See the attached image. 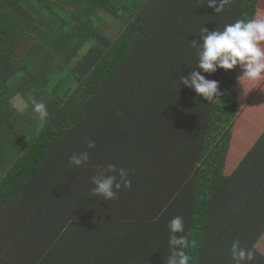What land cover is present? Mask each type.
Segmentation results:
<instances>
[{
    "label": "trees",
    "instance_id": "obj_1",
    "mask_svg": "<svg viewBox=\"0 0 264 264\" xmlns=\"http://www.w3.org/2000/svg\"><path fill=\"white\" fill-rule=\"evenodd\" d=\"M262 16L264 0H232L222 13L207 0H0V239L11 223L0 264H166L175 216L185 225L176 235L198 241L191 264L224 253L218 241L239 223L259 241L264 132L226 173L248 102L237 91L243 69L204 73L191 42ZM193 71L218 82L219 101L180 82ZM83 151L89 163L71 167ZM107 164L132 182L112 201L91 193Z\"/></svg>",
    "mask_w": 264,
    "mask_h": 264
},
{
    "label": "clouds",
    "instance_id": "obj_2",
    "mask_svg": "<svg viewBox=\"0 0 264 264\" xmlns=\"http://www.w3.org/2000/svg\"><path fill=\"white\" fill-rule=\"evenodd\" d=\"M232 0H207L208 7L215 13H222L225 5ZM202 43L192 41L191 46L197 49V67L204 73H215L217 68L230 71L237 65L243 69V75L239 78L245 81H259L264 79V18L238 19L234 23L226 24L222 30L209 31L203 28L200 32ZM180 82L202 96L205 100L216 103L220 100L218 82L208 80L198 71H193L190 77H180ZM216 97L214 100L213 98ZM33 111L41 120L48 117L47 106L35 100ZM88 149H94V140L87 141ZM90 155L88 151L73 153L69 157V165L79 168L88 164ZM92 196L101 197L105 201L118 198L122 189H130L132 182L129 179V170L118 167L116 164H107L98 167L91 177ZM169 235V247L172 252L166 264H191V257L187 250L196 248L198 241L189 239L188 235L177 236V233L185 232L183 217H173L167 225ZM231 259L233 264H253L256 252L253 249H245L240 246V241L234 240L231 245Z\"/></svg>",
    "mask_w": 264,
    "mask_h": 264
},
{
    "label": "crops",
    "instance_id": "obj_3",
    "mask_svg": "<svg viewBox=\"0 0 264 264\" xmlns=\"http://www.w3.org/2000/svg\"><path fill=\"white\" fill-rule=\"evenodd\" d=\"M260 81V80H259ZM258 81V83H259ZM250 83H254V81H250ZM257 87V86H256ZM239 88V87H238ZM260 88V90H259ZM262 90V91H261ZM249 93V89H246V94L243 97H246ZM248 102L245 106H243V110L240 112L236 119V123H239L240 126H243L240 130L236 125V129L233 135L232 146L228 156L227 165H226V173L228 176L232 175L234 171L237 169L241 161L244 159L248 153L252 150V147L259 139V137L264 132V81L261 80L260 85L257 87L256 91H253L249 94L247 98ZM253 127V129H252ZM260 166L258 167V173L261 170ZM101 201V199H100ZM99 202V201H98ZM259 212H264V200L259 205ZM14 217L15 212L11 213ZM35 223V221H32ZM54 226V223L50 225L41 226L40 229L47 231ZM9 229H11V223L1 225V230L4 233L3 239H0V257L5 256L4 248L7 246V239L9 238ZM236 233V236L233 234H229V237L226 239H220L217 243L222 244V246L229 247L224 253L219 251L220 253L215 254L214 257H206V264H233L231 259V251L230 247L234 240L240 241V246H244L245 249H253L256 252V259L253 261V264H264V234L260 238L259 241L255 240L254 236H250V228L249 225L239 223L236 226V229H233ZM17 236V235H15ZM6 240V241H4ZM46 240V238H45Z\"/></svg>",
    "mask_w": 264,
    "mask_h": 264
},
{
    "label": "rangeland",
    "instance_id": "obj_4",
    "mask_svg": "<svg viewBox=\"0 0 264 264\" xmlns=\"http://www.w3.org/2000/svg\"><path fill=\"white\" fill-rule=\"evenodd\" d=\"M263 17V16H262ZM264 18V17H263ZM120 24V23H119ZM114 31V30H113ZM112 31V32H113ZM262 47H264V44L261 45ZM89 47V46H88ZM87 47V48H88ZM87 50V49H86ZM85 52V50H84ZM262 80V79H261ZM260 85V83H258V81H254V83H250V81H245V80H241L240 83H239V88H237V91L239 93V96H240V103H245V101L247 100L249 94L253 91H255L257 88H255L256 86L258 87ZM249 89V93L247 94L246 97H243L245 96L246 94V89ZM260 90V88H259ZM262 91V90H261ZM12 103L13 105H15L20 111H26L28 109V106H29V103L24 100L21 96H16V98H13L12 99ZM242 106V104H241ZM237 127L238 129L240 130L243 126H240L239 123H237ZM253 129V127H252Z\"/></svg>",
    "mask_w": 264,
    "mask_h": 264
}]
</instances>
